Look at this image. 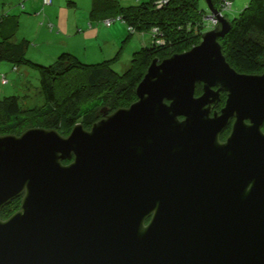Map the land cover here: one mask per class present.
I'll use <instances>...</instances> for the list:
<instances>
[{"label": "water", "instance_id": "95a60500", "mask_svg": "<svg viewBox=\"0 0 264 264\" xmlns=\"http://www.w3.org/2000/svg\"><path fill=\"white\" fill-rule=\"evenodd\" d=\"M205 2L219 25L153 60L129 107L0 136V264H264V72L231 67Z\"/></svg>", "mask_w": 264, "mask_h": 264}, {"label": "trees", "instance_id": "16d2710c", "mask_svg": "<svg viewBox=\"0 0 264 264\" xmlns=\"http://www.w3.org/2000/svg\"><path fill=\"white\" fill-rule=\"evenodd\" d=\"M202 1L141 0L137 5L123 6L120 0H93L91 16L98 22L119 18L134 34L149 36L150 43L134 53L130 66L122 74L112 69L114 60L84 64L67 52L49 66L40 65L27 57L26 41L16 43L10 36L1 38L0 62L12 64L15 71L22 65L36 69L45 102L26 107L24 97L10 96L0 100V136H20L32 128L57 130L68 136L77 124L90 130L103 118V111L111 114L129 107L137 101V87L153 60L162 61L184 53L201 42L208 29L207 22H210L208 17L213 15L209 9L201 8ZM212 2L223 17V13L232 8V0L228 9L223 8L221 0ZM227 20L230 30L219 40L227 62L238 73L262 74L264 0H250L238 17ZM17 23L13 17L0 20L1 34H5V28H17ZM210 26L213 28L211 22ZM200 90L197 88L198 93ZM20 205L21 198L9 203L1 211V218L8 219Z\"/></svg>", "mask_w": 264, "mask_h": 264}, {"label": "rangeland", "instance_id": "374dc122", "mask_svg": "<svg viewBox=\"0 0 264 264\" xmlns=\"http://www.w3.org/2000/svg\"><path fill=\"white\" fill-rule=\"evenodd\" d=\"M141 0H120L123 6H132ZM93 0H53L46 6L43 0H0V20L15 18L17 28H5L0 39L12 37L13 41L28 44L27 57L40 65L49 66L63 53H57L52 62L46 61L50 54L69 43L75 57L84 64H99L114 60L112 69L122 74L131 64L134 53L146 43L148 35H131L128 26L122 21L105 25L91 16ZM250 0H232V8L224 12L227 19H234L248 6ZM201 8L207 10L205 0ZM92 21V23H90ZM207 31L213 29L207 22ZM1 29V28H0ZM80 30V31H79ZM147 38V39H145ZM59 46V47H58ZM43 61V62H39ZM5 75L8 85L0 84V100L19 96L26 100V107L44 104L40 93V76L36 69L20 66L15 71L8 62H0V77Z\"/></svg>", "mask_w": 264, "mask_h": 264}, {"label": "built area", "instance_id": "2783aa9c", "mask_svg": "<svg viewBox=\"0 0 264 264\" xmlns=\"http://www.w3.org/2000/svg\"><path fill=\"white\" fill-rule=\"evenodd\" d=\"M52 1L53 0H43L44 5H46V6L51 5L52 4ZM221 1H222V4H223L222 5L223 8L228 9V8L231 7V0H221ZM208 19L210 20V22H211V24L213 26V29L219 25V20H218V18L215 15H210L208 17ZM119 20H120L119 18H117V19L116 18H111V19L105 20L103 23L105 25H111V24L116 23ZM129 31L131 33H134V31H133L132 28H129ZM8 83H9V81L6 78L5 75H3V76L0 77V84H2V85H8Z\"/></svg>", "mask_w": 264, "mask_h": 264}, {"label": "flooded vegetation", "instance_id": "af4514ba", "mask_svg": "<svg viewBox=\"0 0 264 264\" xmlns=\"http://www.w3.org/2000/svg\"><path fill=\"white\" fill-rule=\"evenodd\" d=\"M201 89L200 90V92L198 93H196V96H200L201 94H202V86L201 85H199L198 86V89ZM216 90L218 89V88H215ZM227 98H228V94L227 93H225V92H222L221 93V101H220V104H219V107L217 108V110H220L222 107H224V105H225V102L227 101ZM235 121V119H233L232 121H231V124L229 125V127H228V129L220 136V140L222 141V142H225L226 141V139H227V137L230 135V133H231V130H232V125H233V122ZM263 131H264V126H263ZM22 199V198H21ZM21 206V205H20Z\"/></svg>", "mask_w": 264, "mask_h": 264}, {"label": "crops", "instance_id": "0c3cea01", "mask_svg": "<svg viewBox=\"0 0 264 264\" xmlns=\"http://www.w3.org/2000/svg\"><path fill=\"white\" fill-rule=\"evenodd\" d=\"M52 4H53V1H52ZM51 4V5H52ZM49 6V5H48ZM92 23V21L90 22ZM1 28V26H0ZM80 31V30H79ZM0 34H1V29H0ZM60 46V47H59ZM56 50H53L50 54H47L46 56V61L44 62H52L55 60L54 56L57 54V53H63V52H67V53H74L72 50H71V46L69 45V43L67 44H64L63 46L59 45ZM39 62H43V61H39ZM15 70V69H14ZM19 71V70H18Z\"/></svg>", "mask_w": 264, "mask_h": 264}]
</instances>
